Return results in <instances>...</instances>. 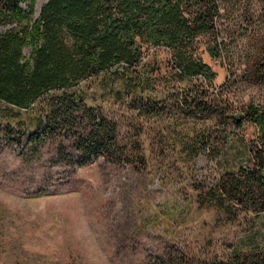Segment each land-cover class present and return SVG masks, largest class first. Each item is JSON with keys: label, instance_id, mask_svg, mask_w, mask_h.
Masks as SVG:
<instances>
[{"label": "rangeland", "instance_id": "1", "mask_svg": "<svg viewBox=\"0 0 264 264\" xmlns=\"http://www.w3.org/2000/svg\"><path fill=\"white\" fill-rule=\"evenodd\" d=\"M222 9L227 49L217 62L205 57L216 79L190 85L234 112L264 108V84L246 79L264 0H225ZM150 52V93L90 80L66 95L112 130L110 157L77 149L82 115L68 131L56 96L28 111L0 103V264H231L236 249L249 255L243 240L264 229V215L211 200L222 179L255 166L257 129L225 139L217 121L184 110L188 89L165 53ZM198 136L211 153L197 150Z\"/></svg>", "mask_w": 264, "mask_h": 264}, {"label": "trees", "instance_id": "2", "mask_svg": "<svg viewBox=\"0 0 264 264\" xmlns=\"http://www.w3.org/2000/svg\"><path fill=\"white\" fill-rule=\"evenodd\" d=\"M224 1L47 0L35 17L38 0H0V103L28 111L39 100L56 96L53 106L63 110L68 131L78 121L72 120L75 113L82 115L79 127L83 132L76 141L77 149L85 156L102 153L110 157L112 130L66 95L90 80L100 81V87L103 82L123 83L121 90L131 94L150 93L148 69L154 56L150 51L163 52L188 89L190 100L183 102L184 110L197 118L217 121L225 139L231 134L228 130L241 133L247 126L257 129V147L250 152L255 166L222 179L211 201L220 198L224 200L221 205L236 203L264 215V108L248 105L234 112L206 100L207 95L190 85L202 80L212 86L216 79L205 57L217 62L227 49L220 25ZM261 33L251 36L252 51L248 53L251 64L246 68V79L254 85L264 84ZM208 140L196 137L197 150L211 153L214 149ZM262 238L261 227L246 234L243 246H248L249 255L239 259L241 253L236 249L232 252L236 260L231 264H264V241L257 243Z\"/></svg>", "mask_w": 264, "mask_h": 264}, {"label": "water", "instance_id": "3", "mask_svg": "<svg viewBox=\"0 0 264 264\" xmlns=\"http://www.w3.org/2000/svg\"><path fill=\"white\" fill-rule=\"evenodd\" d=\"M47 2V1H46Z\"/></svg>", "mask_w": 264, "mask_h": 264}]
</instances>
